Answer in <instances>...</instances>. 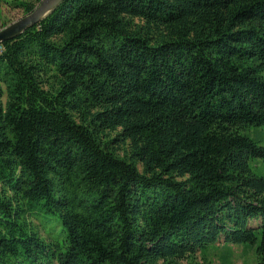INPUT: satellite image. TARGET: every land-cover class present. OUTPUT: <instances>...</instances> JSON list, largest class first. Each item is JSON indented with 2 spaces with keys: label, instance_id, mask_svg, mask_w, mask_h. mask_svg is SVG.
I'll return each mask as SVG.
<instances>
[{
  "label": "trees",
  "instance_id": "obj_1",
  "mask_svg": "<svg viewBox=\"0 0 264 264\" xmlns=\"http://www.w3.org/2000/svg\"><path fill=\"white\" fill-rule=\"evenodd\" d=\"M260 126L264 0H64L0 43V264H264Z\"/></svg>",
  "mask_w": 264,
  "mask_h": 264
},
{
  "label": "rangeland",
  "instance_id": "obj_2",
  "mask_svg": "<svg viewBox=\"0 0 264 264\" xmlns=\"http://www.w3.org/2000/svg\"><path fill=\"white\" fill-rule=\"evenodd\" d=\"M16 1L18 0H0V30L26 16L23 8L15 4ZM245 133L264 146V126L251 127ZM250 165L256 174L264 176V161L253 159ZM41 229L56 234L61 226L55 218H52L42 222ZM204 253L213 264H256L258 261L255 245L252 244H224L220 241L208 246Z\"/></svg>",
  "mask_w": 264,
  "mask_h": 264
},
{
  "label": "water",
  "instance_id": "obj_3",
  "mask_svg": "<svg viewBox=\"0 0 264 264\" xmlns=\"http://www.w3.org/2000/svg\"><path fill=\"white\" fill-rule=\"evenodd\" d=\"M63 1L64 0H41L32 13L0 30V43L17 37L25 29L37 24Z\"/></svg>",
  "mask_w": 264,
  "mask_h": 264
}]
</instances>
